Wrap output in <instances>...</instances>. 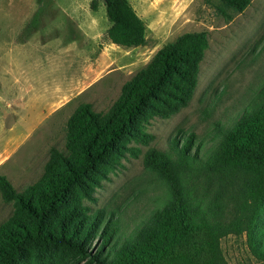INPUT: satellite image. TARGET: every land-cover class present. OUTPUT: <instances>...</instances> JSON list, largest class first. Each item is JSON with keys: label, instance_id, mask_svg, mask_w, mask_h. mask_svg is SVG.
Wrapping results in <instances>:
<instances>
[{"label": "trees", "instance_id": "trees-1", "mask_svg": "<svg viewBox=\"0 0 264 264\" xmlns=\"http://www.w3.org/2000/svg\"><path fill=\"white\" fill-rule=\"evenodd\" d=\"M100 1L111 44L145 45L144 23L127 0ZM249 4L218 0L216 12L230 20ZM97 5L92 0L89 7ZM207 47L205 32L181 34L122 85L107 112L79 104L66 120L63 151L51 148L41 176L23 191L0 175V198L15 206L0 224V264L24 262L31 247L56 246L86 264H226L222 237L245 234L250 248L262 246L256 228L264 214V82L232 128H218L222 143L215 151L203 154L192 134L180 133L168 152H145L142 165L162 187L161 203L122 244L114 242L113 216L83 202L125 152L137 156L128 144L153 139L146 132L151 120L169 119L189 104ZM199 178L215 181L219 194L201 191Z\"/></svg>", "mask_w": 264, "mask_h": 264}, {"label": "rangeland", "instance_id": "rangeland-1", "mask_svg": "<svg viewBox=\"0 0 264 264\" xmlns=\"http://www.w3.org/2000/svg\"><path fill=\"white\" fill-rule=\"evenodd\" d=\"M7 1L1 0L0 4L6 8ZM91 1L81 0L84 14L79 36L81 44L90 38L95 46L89 56L96 54L97 63L106 60L107 75L66 102L38 129L18 138L10 153L7 149L1 152L0 175L6 177L16 192L23 191L41 176L51 148L63 151L66 120L79 104L88 103L97 113L107 112L122 85L165 44L184 33L205 32L208 39L189 104L169 119L151 120L146 132L153 139L147 145L128 144L138 148L137 156L125 152L106 178L93 188L91 200L83 201L91 212L102 210L105 217L113 216L118 227L114 242L120 245L141 229L161 203L162 187L142 165L145 152L149 148L168 152L170 139L181 133L192 134L195 146L200 144L202 153L208 155L222 143L218 128L231 129L255 99L264 82V0H250L249 6L230 20L217 14L218 0H127L145 26V45L136 48H124L108 41L104 5L98 0L97 9L92 11ZM30 21L16 19L4 23L18 27ZM37 21H49L52 30L58 31L57 19ZM68 27L72 33L71 24ZM74 73L71 69L70 75ZM197 182L209 197L219 194L215 181L208 183L199 178ZM14 210L12 203H4L0 198V224ZM256 234L262 246L253 249L245 234L222 237L218 245L226 264H264V214ZM20 264H86V259L72 257L59 246L46 251L31 247L28 258Z\"/></svg>", "mask_w": 264, "mask_h": 264}, {"label": "crops", "instance_id": "crops-1", "mask_svg": "<svg viewBox=\"0 0 264 264\" xmlns=\"http://www.w3.org/2000/svg\"><path fill=\"white\" fill-rule=\"evenodd\" d=\"M19 1L0 4V156L107 75L106 60L89 56L90 38L81 44V0ZM16 19L31 21L4 23ZM51 19L58 20L57 32L49 21H37Z\"/></svg>", "mask_w": 264, "mask_h": 264}]
</instances>
